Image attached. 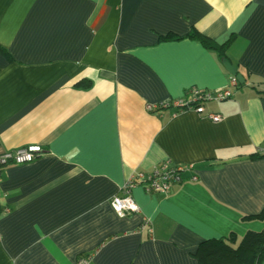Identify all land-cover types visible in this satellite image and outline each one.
<instances>
[{"label": "crops", "instance_id": "0c3cea01", "mask_svg": "<svg viewBox=\"0 0 264 264\" xmlns=\"http://www.w3.org/2000/svg\"><path fill=\"white\" fill-rule=\"evenodd\" d=\"M192 30L233 32L227 59ZM0 47V153L44 151L2 169L0 264H198L202 241L264 229L245 219L264 206V0H0ZM193 87L233 95L147 110ZM162 163L193 171L165 195L136 186L119 218L125 181Z\"/></svg>", "mask_w": 264, "mask_h": 264}, {"label": "built area", "instance_id": "2783aa9c", "mask_svg": "<svg viewBox=\"0 0 264 264\" xmlns=\"http://www.w3.org/2000/svg\"><path fill=\"white\" fill-rule=\"evenodd\" d=\"M238 85L237 80L231 77L230 88L235 89ZM232 95L233 91L231 89L211 93L193 87L186 91L183 98L147 106V110L153 111L155 109L173 108L175 109L174 115L186 110L202 113L204 110L203 103L223 101L231 98ZM206 118L215 123L220 122L222 119L221 116L212 113L207 114ZM43 153L44 151L40 146H30L15 151L3 152L0 154V165H6L8 163H30ZM257 153L264 155V147L258 148ZM192 171V166L190 165L175 167L167 165L162 166L160 169H155L149 175L142 172L132 174L123 184L121 194L112 198V210L119 218H127L129 215L138 211V207L131 195L132 190L136 186H142V188L149 193L165 195L171 186L180 184L183 181V174L185 172ZM196 179L197 177L195 175L191 176L192 181ZM79 264H88V262L85 258H82L79 260Z\"/></svg>", "mask_w": 264, "mask_h": 264}, {"label": "trees", "instance_id": "16d2710c", "mask_svg": "<svg viewBox=\"0 0 264 264\" xmlns=\"http://www.w3.org/2000/svg\"><path fill=\"white\" fill-rule=\"evenodd\" d=\"M234 35L232 32L225 40L219 42L203 36L196 30H192L186 37L197 40L203 47L217 52L221 58L227 59L226 50L232 43ZM0 53L10 59V54L7 50L0 47ZM258 155L256 154V156ZM8 164L23 165L15 163ZM8 164L0 165V176L2 169ZM245 219L264 221V206L259 214L246 216ZM195 256L198 264H262L264 261V229L260 232L246 233L238 244L235 243V237L233 235L224 239L202 241L197 247Z\"/></svg>", "mask_w": 264, "mask_h": 264}, {"label": "water", "instance_id": "95a60500", "mask_svg": "<svg viewBox=\"0 0 264 264\" xmlns=\"http://www.w3.org/2000/svg\"><path fill=\"white\" fill-rule=\"evenodd\" d=\"M223 65L225 70L231 75V77H234L239 85H243L245 83V79L243 76L237 71V69L230 64L228 60L223 61Z\"/></svg>", "mask_w": 264, "mask_h": 264}, {"label": "rangeland", "instance_id": "374dc122", "mask_svg": "<svg viewBox=\"0 0 264 264\" xmlns=\"http://www.w3.org/2000/svg\"><path fill=\"white\" fill-rule=\"evenodd\" d=\"M160 103H163V102H160ZM148 106H152L151 104H149ZM260 155V154H259ZM167 165H169L168 163H162V164H160L159 165V169L162 167V166H167ZM171 167H175V166H171ZM155 169H157V168H155ZM136 173H139V172H136ZM133 174H135V173H133Z\"/></svg>", "mask_w": 264, "mask_h": 264}]
</instances>
